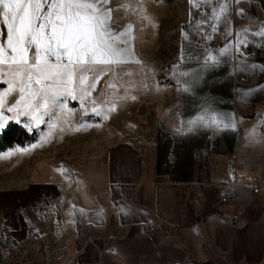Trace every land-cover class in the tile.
I'll list each match as a JSON object with an SVG mask.
<instances>
[{"label": "crops", "instance_id": "0c3cea01", "mask_svg": "<svg viewBox=\"0 0 264 264\" xmlns=\"http://www.w3.org/2000/svg\"><path fill=\"white\" fill-rule=\"evenodd\" d=\"M189 4L176 75L156 86L170 98L158 100V123L142 138L76 159L67 173L24 176L10 164V175L0 174V264H264V0ZM108 7L114 32L133 26L121 45L130 54L127 63L93 68L117 78L121 68L144 66L135 24L121 26L113 0ZM134 78L124 99L131 106L148 100ZM85 90L63 95L79 103ZM122 103L105 100L114 117ZM3 112L6 127L14 121ZM144 226L149 236L139 234Z\"/></svg>", "mask_w": 264, "mask_h": 264}, {"label": "rangeland", "instance_id": "374dc122", "mask_svg": "<svg viewBox=\"0 0 264 264\" xmlns=\"http://www.w3.org/2000/svg\"><path fill=\"white\" fill-rule=\"evenodd\" d=\"M113 8L116 22L121 26L129 22L135 24L137 53L144 67L130 71L119 67L121 72L117 76L118 79L113 73L114 69L108 68L100 74L94 88L91 85L95 79L96 68H93V71L87 74L89 78L87 85L83 86V89H86L85 94H76L78 98L74 96L79 103L70 102L68 100H72V96L63 95L65 96L63 101L68 102L66 106L65 102L60 100V95L55 97L58 99L56 101L55 99L52 101L50 97L49 106L44 109L40 107L43 101L38 95L33 101L32 108L25 109V102L21 101V107L17 109V112H8V114L12 121L25 123L30 126V131H36L37 143L22 151L19 158L20 164L19 159L16 158V161L14 153L4 155L5 159L0 161V174L4 172L10 175L12 170L9 167L10 164L17 169H14L16 170L14 174L21 172L24 176H28L32 169L38 170L40 175L46 172L67 173L72 168L74 160L103 151L108 145L117 141L131 140L135 136L142 138L147 133L144 132L145 127L150 130L158 123V100L164 97L170 98V95L165 93L161 96V91L156 86L159 80L166 81L176 75L172 65L177 58L179 31L188 17L189 0H175L173 4L154 0H113ZM237 8V5L231 4L233 13L237 12ZM182 49L187 52L191 50V48ZM134 77H142V80H138L141 81L138 87L145 93L141 92L140 95L148 100L144 103L142 98L138 104L131 106L124 99L128 96L126 84ZM6 80L7 77H0V100L4 101L3 106L0 107V113H3L5 117L7 114L3 111L19 100L21 83L25 85L28 83L26 79L23 82L18 80L13 91L5 97L4 93L9 88V84L4 82ZM110 81L115 86L121 87L118 93H112L113 88L116 87H111ZM79 84V80L76 79L71 87L81 88ZM32 87L36 90L40 86L33 84ZM96 89H98L97 94L94 92ZM68 97L70 98L67 99ZM27 99L31 98L26 97ZM111 99L123 101L116 106L118 115L115 117L109 106H105L107 104L105 100ZM38 107L42 114L35 111ZM21 111H27L28 115H19ZM12 115L15 116L12 117ZM35 116L39 119L34 118ZM151 138L155 137H151V134L147 135V139ZM27 176L26 179H28ZM6 181L12 183V181Z\"/></svg>", "mask_w": 264, "mask_h": 264}, {"label": "snow or ice", "instance_id": "6c2138e0", "mask_svg": "<svg viewBox=\"0 0 264 264\" xmlns=\"http://www.w3.org/2000/svg\"><path fill=\"white\" fill-rule=\"evenodd\" d=\"M109 4L110 0H0V77H7L4 82L9 84L4 96L13 91L18 80L28 81L21 83L19 100L8 112L16 113L21 101L25 109L32 108L38 95L43 101L40 107L47 109L50 97L54 100L75 90L71 86L76 79L85 84L93 66L128 62L130 48L121 45L133 38V26L114 32ZM121 36L128 39L121 40ZM104 71L103 67L96 69L91 87ZM33 84L40 87L33 90ZM3 103L0 100V107ZM6 122L7 117L0 113V131Z\"/></svg>", "mask_w": 264, "mask_h": 264}, {"label": "trees", "instance_id": "16d2710c", "mask_svg": "<svg viewBox=\"0 0 264 264\" xmlns=\"http://www.w3.org/2000/svg\"><path fill=\"white\" fill-rule=\"evenodd\" d=\"M162 1L166 4H173L175 0H154ZM158 79L159 76H158ZM161 82V80H159ZM38 139L36 131H28L22 125L10 122L0 131V153H4L13 148H24L34 144Z\"/></svg>", "mask_w": 264, "mask_h": 264}, {"label": "built area", "instance_id": "2783aa9c", "mask_svg": "<svg viewBox=\"0 0 264 264\" xmlns=\"http://www.w3.org/2000/svg\"><path fill=\"white\" fill-rule=\"evenodd\" d=\"M226 171L227 173L231 174L234 172V164L232 162H229L228 165L226 166ZM222 201L224 202L225 199H222ZM151 227L150 226H144L142 228L139 229V234L142 236H149L151 233Z\"/></svg>", "mask_w": 264, "mask_h": 264}]
</instances>
